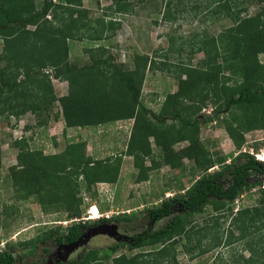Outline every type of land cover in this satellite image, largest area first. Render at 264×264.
Listing matches in <instances>:
<instances>
[{
    "label": "trees",
    "instance_id": "1",
    "mask_svg": "<svg viewBox=\"0 0 264 264\" xmlns=\"http://www.w3.org/2000/svg\"><path fill=\"white\" fill-rule=\"evenodd\" d=\"M84 1L42 0L38 6L36 0H0V116L6 115L5 119L9 120L11 116L20 119L28 112L41 115L52 111L57 103L66 122L65 131L67 127H97L109 121L110 117H135L136 125L128 151L134 155L140 169L138 181L145 180L153 169L144 164L145 158H154L151 136L163 152L159 162L153 160V166L163 163L179 167L188 157L195 161L198 169L203 170L186 194L163 199L156 207L144 212L149 222L168 218L165 225L155 228L149 223L146 230L133 236L132 242H122L131 249L152 246L149 254L137 253L129 258L121 254L114 256V264L125 259V263H131L141 256H147L143 264L150 262V258L152 262L162 260L167 264H180L176 250L179 243L193 258L196 251L201 255L211 249L243 241L250 255L240 253L238 264H264V190L255 205L232 207L245 189L263 185L264 161L250 152H240L227 163L224 156L218 151L212 152L200 138L201 105H208V101L214 104V108L206 116V124L225 122L227 132L234 137L238 147H243L247 133L264 130V65L259 61V55H264V0H259L263 4L253 14L247 13V8L234 9L230 0H207L209 6L216 3L211 10L216 19L230 18L232 25L219 34L206 32L198 38L192 52L203 51L206 54L202 62L206 68L187 64L179 66V90L167 96L159 114H156L157 120H152V110L141 95L146 71L149 67L154 70L157 62L138 52L133 69L125 70L121 64L113 63L107 45L115 37L121 21L110 14L90 18ZM137 1L111 0L108 9L119 15L133 14ZM84 40L89 45L86 50L90 54V62L84 65L71 62L74 46L71 41ZM229 68L239 71V76L245 79L231 85L223 80L217 81L216 74ZM183 75L187 77L183 78ZM205 75L206 85L202 83ZM54 79L69 83L66 94L56 93ZM189 98L196 106L186 103ZM126 105L129 111L122 113ZM137 106L138 112L135 110ZM169 114L173 116L171 124L166 121ZM182 140L189 144L176 151L174 144ZM15 143L20 148L18 163L23 169L12 172L22 189L18 194L40 202L42 193L54 192L55 197L50 199L52 202L49 201L48 206L63 205L70 218H81L84 213V197L78 195L82 186L86 192H91L95 183H113L119 176V166L111 168L107 160L93 163L92 158L85 157L84 142L72 141L66 151L54 154H45L46 146L31 149L25 136ZM218 164H222L219 171L208 173ZM72 168L81 172L74 174L75 170H69ZM80 174L83 181L75 183L73 177ZM43 206L48 209L46 203ZM205 208L229 212V227L222 229L218 216L202 227L189 226V218L204 212ZM130 214L103 218L94 224L120 223L132 219L136 212L132 216ZM90 226L92 223L80 220L62 232L49 231L42 241L75 245ZM196 234L199 235L197 239ZM204 237L208 247L204 246ZM122 243L104 249L93 248L55 264H104L102 257L108 258L116 253ZM30 245L31 249L23 250L26 252H18L16 244L0 248V264H16L35 254L38 239L31 241ZM45 253L30 264H50V250L45 248ZM236 258L237 255L234 260ZM210 264H220V260L215 258ZM221 264L224 263L221 261Z\"/></svg>",
    "mask_w": 264,
    "mask_h": 264
},
{
    "label": "rangeland",
    "instance_id": "2",
    "mask_svg": "<svg viewBox=\"0 0 264 264\" xmlns=\"http://www.w3.org/2000/svg\"><path fill=\"white\" fill-rule=\"evenodd\" d=\"M135 1L137 0H133V2ZM168 1H137L135 12L123 15L112 13L108 9L111 0L84 1L85 7L89 10L90 18L110 14L121 21V26L116 31L115 37L107 45V51L108 54H111L113 63L121 64L125 70L133 69L136 67L135 58L138 52L146 54L149 59H154L157 62L154 70L150 67L147 69L141 91L144 103L152 110V120H157L156 114H159L167 96L178 92L180 79L177 72L181 64L206 68V65L202 63L206 54L203 51L192 52V47L197 43L198 38L206 35V32L219 34L226 27L232 25L230 18L216 19L211 13V10L216 7V3L209 6L207 0H172L171 3ZM36 2L40 6L42 0H36ZM230 2L234 9L247 8L249 14L259 11L263 4L259 0H230ZM71 44L74 46L70 61L79 65L89 63L90 54L86 50L89 47L87 41H71ZM259 61L264 65L263 54L259 55ZM239 75V71L229 68L216 74V79L231 85L245 79L244 76L241 78ZM186 77L183 75V78ZM202 83L206 85V75ZM68 86L67 81L54 79V88L58 95L66 94ZM220 93L222 94V91ZM193 101L189 98L186 103H190V106H196ZM209 102L208 105H201L200 115L203 118L201 119L200 138L211 148V151H218V154L226 158L227 163L232 162V158L240 152H250L258 159L263 157L264 130L258 129L247 133L243 147H238L234 137L227 132L225 122L217 123L215 121L206 124V116L214 108V104ZM135 110L138 112L139 106ZM128 111L129 108L126 105L122 113ZM55 115L58 117L56 118ZM5 116H0V248H5L8 244H16L18 252H26L23 250L31 249V241L38 239L39 243L35 254L26 256L23 261H18L16 264L36 262L46 254L45 248L50 250V257L57 259V261L64 260L66 253L67 258H75L80 253H86L90 249H104L117 244L116 239L119 240V238L114 236L116 234L115 229L133 239V236L146 230L149 223L154 224L155 228L165 225L168 218L158 222H149L148 216L144 212L156 207L163 199L186 194L188 187L203 174V170L198 169L195 161L188 157L183 159L182 165L179 167H171L163 163L153 166L155 161L161 160L163 152L151 136L150 142L154 162L151 158H145L144 164L153 169L149 171L145 180L138 181L137 176L140 169L136 166L134 155L128 151L131 147V136L136 125L135 117H119L117 119L110 117L109 121L103 122L97 127H67L65 131L66 122L57 103L52 111L41 115L28 112L20 119L11 116L9 120L5 119ZM166 121L168 124L173 123V116L167 115ZM21 136L28 139L31 149L46 146L45 154L62 153L67 150L68 144L72 141L84 142L85 157L92 158L93 163L107 160L108 166L111 168L119 166V176L113 183L104 181L95 183L91 192H86L82 186L78 195L84 197L85 202L82 205L84 213L81 218H70L63 205H53L52 207L55 208H51V204L48 206V202H52L50 199L55 197L54 192L42 193L40 202L35 201V198H25L20 193L18 194V192H22V189L18 186L16 176L12 172L13 170L16 172L23 170L18 163L20 148L15 143ZM188 144L187 140H182L175 143L173 147L176 151H181ZM221 168L222 164L215 165L208 173L219 171ZM69 170H75L74 174L81 172L78 168ZM73 180L75 183H81L83 175H75ZM263 190L264 183L262 186L245 189L232 207L237 209L242 206L255 205L262 197ZM93 194L96 197H93ZM44 203L48 209L43 206ZM94 206L98 207L97 218H94V214L91 212V208ZM133 212H136L135 216ZM124 213H131L132 219L122 220L120 223L114 222L110 224L109 230L108 228H102V231L98 229L97 225L100 223L94 225L95 221L103 218H115ZM228 214L229 212L226 210L216 212L205 208L204 212L189 218V226L202 227L218 216L220 217L221 228L226 229L229 227L230 218L227 217ZM80 220L92 223V230L90 231L91 237L86 242L78 244L79 246L64 248L52 240L42 241L49 231L58 230L62 232ZM107 230L108 233H106ZM235 233L238 234V232ZM198 237L199 235L196 234V239ZM202 239L204 246L208 247L206 237ZM208 241L210 242V240ZM21 243L27 244L21 245ZM83 244L85 245L82 246ZM245 246L243 241L229 246H220L201 255H197L199 251H196L195 254L192 253L195 255L193 258L186 253L182 243L177 245L176 250L180 264H210L215 258L220 260V264L221 261L224 264H232L234 261V264H238L240 253L244 256L250 255ZM152 249V246L131 249L122 243L116 253L110 254L108 258L102 257V260L104 264H114V256L124 254L129 258L137 253L149 254ZM233 254L235 257L237 255L235 260ZM146 257L135 258L131 263H125L127 261L125 259L120 264H143L147 260ZM150 259L148 264H167L162 260L152 262V258Z\"/></svg>",
    "mask_w": 264,
    "mask_h": 264
},
{
    "label": "flooded vegetation",
    "instance_id": "3",
    "mask_svg": "<svg viewBox=\"0 0 264 264\" xmlns=\"http://www.w3.org/2000/svg\"><path fill=\"white\" fill-rule=\"evenodd\" d=\"M112 223H114L113 221L112 222H102V223H100L99 225H97V227H98V229H102V228H104V229H107L108 228V230H109V226H110V224H112ZM95 226H96V224H94ZM91 227L92 226H90L89 228H87V231H86V233L83 235V238L82 239H80V241L78 242V243H76L75 245H67V244H62V245H58V246H63L64 248H67L68 246H71V247H73V246H77L78 244L80 245L82 242H86L91 236V234H90V231L92 230L91 229ZM107 230V232L106 233H108L109 231ZM102 231V230H101ZM100 231V232H101ZM104 232V231H103ZM115 233L116 234H114V236H116V238H119V240L118 239H116L117 241H118V243H122V242H131V240H132V238H129V236H125L123 233H121V232H118V230L117 229H115ZM105 234V233H104ZM109 236H110V234H109ZM112 237V236H111ZM78 245V246H79ZM85 244H83L82 246H84ZM80 255V254H79ZM78 255V256H79ZM49 258H50V264H55V262H59V261H57V259H53L52 257H50L49 256ZM71 258V257H70ZM66 259H68L67 258V253H66V256H65V258H64V260H66ZM63 260V261H64Z\"/></svg>",
    "mask_w": 264,
    "mask_h": 264
},
{
    "label": "bare ground",
    "instance_id": "4",
    "mask_svg": "<svg viewBox=\"0 0 264 264\" xmlns=\"http://www.w3.org/2000/svg\"><path fill=\"white\" fill-rule=\"evenodd\" d=\"M261 159H263L264 160V156L263 157H260ZM92 213L94 214V218H97L98 217V214L96 213V211H92Z\"/></svg>",
    "mask_w": 264,
    "mask_h": 264
},
{
    "label": "clouds",
    "instance_id": "5",
    "mask_svg": "<svg viewBox=\"0 0 264 264\" xmlns=\"http://www.w3.org/2000/svg\"><path fill=\"white\" fill-rule=\"evenodd\" d=\"M48 17L51 18L50 15H49ZM56 80H57V79H56ZM257 159H258V158H257ZM259 159H261V158L259 157ZM261 160L264 161L263 159H261ZM93 208H95V211H97V208H98V207H97V206H94ZM93 208H91V212L93 211Z\"/></svg>",
    "mask_w": 264,
    "mask_h": 264
}]
</instances>
